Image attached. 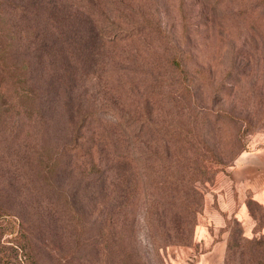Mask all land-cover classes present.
Wrapping results in <instances>:
<instances>
[{
	"label": "rangeland",
	"instance_id": "rangeland-1",
	"mask_svg": "<svg viewBox=\"0 0 264 264\" xmlns=\"http://www.w3.org/2000/svg\"><path fill=\"white\" fill-rule=\"evenodd\" d=\"M254 4L260 6L254 8ZM121 5L124 11L116 13L108 9L107 19L115 16L124 21L126 30L135 27L141 31L116 44L126 57L121 62L126 68L123 81L138 83L136 100H133L134 91L128 87L118 91L116 113L137 117L129 120L135 130L142 127L139 118L149 116L156 127L155 133L173 132L171 135L183 137L185 142L181 139L173 145L172 157L177 156L179 160L170 165L168 172L172 173L171 183L183 177L185 197L165 209L169 216L177 212L178 221L184 220L180 226L189 229L186 235L171 234L170 242L153 244L144 216L152 207L153 198L157 195L160 198L161 194L140 184L128 214L136 219L135 242L131 244L136 255L131 264H196L210 249L196 239L201 223H206L214 241L225 239L228 243L220 264H239L241 256L234 244L245 243L239 225L232 215H227L224 225L214 229L209 217L215 211L217 187L230 175L238 155L264 144V29L253 33L248 24L239 23L236 0H124ZM246 10L259 17L264 28V0H249ZM149 29H153L154 39L162 42H153L158 54L178 53L184 63L183 73L168 68L167 83L163 79L155 87L143 82L145 74L137 68L138 65L146 70L154 57L152 51L147 52L141 46V35ZM74 59L76 72L85 78V65L87 72L93 67L90 55L80 52ZM32 68L33 78L47 83L42 67L33 61ZM117 68L118 65L112 64L113 70L108 72L114 78L113 84L122 78L121 73L119 77L115 74ZM129 68L135 73L128 72ZM88 75L89 90L95 93L97 83ZM85 87L86 84L74 89L69 102L64 103L65 110L63 102L54 97L44 100L46 139L51 144L58 145L71 136L79 109L91 99V94L83 98ZM177 93L181 95L178 99ZM187 105L206 110L203 112L206 117L189 118ZM6 122L0 121V124L5 127ZM12 135L0 129V146L11 145ZM141 143L154 146L151 141L141 140ZM155 146L163 150L160 143ZM12 153L8 147L0 149V264H126L123 254L129 249L110 246L103 224L108 206L115 209L112 198L119 194L110 187L119 186L118 179L110 183L108 176L103 182L91 177L79 178L80 168H72L66 162L48 187L44 180L30 179L29 164ZM144 168L153 170L156 177L163 174L156 162L145 164ZM45 187L56 191V197L49 190L52 195H47ZM166 187L171 189V184ZM250 206L258 224L253 234L244 236L254 240L255 252L247 253L246 249L243 264H264V233L260 229L263 213L257 204ZM118 209L117 206L115 210ZM192 216L191 225L186 226L185 220ZM77 237L81 239L77 241Z\"/></svg>",
	"mask_w": 264,
	"mask_h": 264
},
{
	"label": "trees",
	"instance_id": "trees-1",
	"mask_svg": "<svg viewBox=\"0 0 264 264\" xmlns=\"http://www.w3.org/2000/svg\"><path fill=\"white\" fill-rule=\"evenodd\" d=\"M123 1L0 0V121L7 120L5 127L3 123L0 124V129L8 134L13 133L12 144L0 146V149L8 147L15 158L29 164L27 176L32 180H44L48 187H51L50 182L53 183V178L66 162L72 168H80L79 178L91 177L103 182L102 179L108 176L110 183L118 179L119 186L110 188L117 190L116 193L119 194L118 197L112 198L113 206L115 209L118 206L119 209L115 210L108 206L104 213L105 238L110 246L117 245L120 248H128L129 250L123 254V258L127 261L126 264H131L135 259L133 255H136L134 247L131 246L135 242L136 219L133 216L128 217V214L131 200H135L133 196H136L137 186L140 184L161 194L160 198L158 195L153 198L152 207L146 210L144 216L145 224L148 227V237L153 244L170 242L171 234L186 235L189 229L186 230L180 226L184 220L178 221L177 212L174 213V216H169V211L165 209L166 206L185 197L182 192L184 191L183 177L174 179V182L171 183L172 173L168 172L170 165L179 160L177 156L172 157L175 147L173 145L181 139L182 142H185L183 137L176 136V134L171 135L173 132L160 133L157 131L155 133L156 127L149 116L139 118L142 127L140 130H135L130 126L129 120L137 117L116 113L118 91L128 87L129 90L134 91L133 100H136L138 95L136 92L137 82L123 81L126 68L121 62L126 57L122 51L118 50L116 44L129 40L141 30L135 27L126 30L127 27L124 28L122 19L114 16L109 20L106 17L108 9H111L110 12L115 11L116 13L124 11L121 5ZM108 3L111 5L107 6ZM248 3L249 0H236L240 16L239 23L248 24L247 28L251 29L253 33L263 32L264 28L261 27L262 22L259 17L252 15L251 10H246ZM253 6L255 8L260 5L254 4ZM39 20L42 22L37 25ZM108 25L109 28H106ZM152 30L143 32L144 34L141 35L142 44L141 42L140 44L145 47L147 52L152 51L154 57L149 60L150 63L146 70H142L138 65L137 68L139 72L143 71L145 74L143 82L155 87L163 79L167 83L166 71L168 68H174L183 73L184 63L181 60L182 56L178 53L158 54L157 45L153 42L156 41L158 44H162V42L160 39H154L155 34L153 37L154 31ZM149 35L150 37H148ZM80 52L89 54L90 65H93L92 70L88 72L85 65L83 73L85 78H81L80 73L76 72L74 68V63L77 62L74 55ZM133 52L137 55V50L133 49ZM33 61L42 67L41 71L47 78V83L37 82L35 77L33 78ZM111 62L118 65L115 74L121 73L122 75V78L116 79L114 84V78L108 74L109 70H113ZM129 71L135 73L130 68ZM89 73L93 77L92 80L97 83L95 93L93 90H89L91 85L87 81ZM133 76L135 75L133 74ZM84 84L87 88H84L83 98L91 94V99L87 106L84 105L79 109L71 136L67 141L58 145L51 144L46 139L48 125L45 119L44 100L46 97H54L56 101L63 102L65 110L64 103L69 102L74 89L82 87ZM176 95V99L181 97L180 93ZM134 103L133 101L131 104ZM185 108L189 118L191 116L196 118L197 115L204 116L203 112L206 111L201 110L202 108H191L189 105ZM7 127L14 129L8 130ZM141 140L151 141L154 146H143ZM159 143L163 145V150H159L158 146H155ZM152 162H156L159 168L163 169V174H160V177H156L153 170L144 168L145 164L149 165ZM15 163L19 169L16 160ZM161 163L163 166H160ZM168 184H171V189L166 187ZM109 186L111 185L109 184ZM179 188L180 190L177 191ZM47 190L56 197V191L47 188L45 193L50 197L52 194ZM165 197H167L166 200ZM184 203L185 201L182 204ZM251 203L261 206L250 196H247V207L256 222L255 231L258 219L251 209ZM261 210L264 223L262 207ZM233 218L240 227L242 240L244 237L245 243L234 244L241 256L239 264H243L246 249L247 253L255 252L254 240L244 236L241 223L235 217ZM192 219L193 216L185 220L186 226L191 225ZM77 221L78 218H75V222ZM170 221L171 226H168ZM80 239L77 237V241ZM227 245L228 243H226ZM121 261L123 262V260ZM256 263L259 261L256 260Z\"/></svg>",
	"mask_w": 264,
	"mask_h": 264
},
{
	"label": "crops",
	"instance_id": "crops-1",
	"mask_svg": "<svg viewBox=\"0 0 264 264\" xmlns=\"http://www.w3.org/2000/svg\"><path fill=\"white\" fill-rule=\"evenodd\" d=\"M250 196L264 212V144L252 150L243 151L235 159L230 175L222 180L216 191V207L209 217L214 229L221 228L227 215L235 217L242 226L243 234H253L256 225L251 215L246 198ZM196 231V239L210 246L196 264H220L223 256L225 239L214 241L206 223H201ZM264 233V223L261 227Z\"/></svg>",
	"mask_w": 264,
	"mask_h": 264
}]
</instances>
